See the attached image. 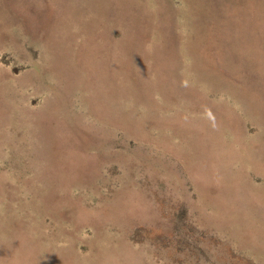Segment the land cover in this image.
<instances>
[{
    "label": "rangeland",
    "instance_id": "374dc122",
    "mask_svg": "<svg viewBox=\"0 0 264 264\" xmlns=\"http://www.w3.org/2000/svg\"><path fill=\"white\" fill-rule=\"evenodd\" d=\"M0 264H264V0H0Z\"/></svg>",
    "mask_w": 264,
    "mask_h": 264
}]
</instances>
